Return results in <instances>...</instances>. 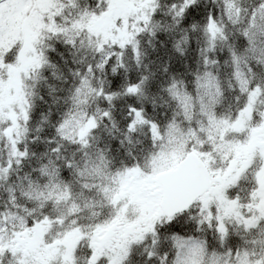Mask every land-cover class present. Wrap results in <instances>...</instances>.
I'll use <instances>...</instances> for the list:
<instances>
[{"label": "snow or ice", "instance_id": "snow-or-ice-1", "mask_svg": "<svg viewBox=\"0 0 264 264\" xmlns=\"http://www.w3.org/2000/svg\"><path fill=\"white\" fill-rule=\"evenodd\" d=\"M0 264H264V0H0Z\"/></svg>", "mask_w": 264, "mask_h": 264}]
</instances>
